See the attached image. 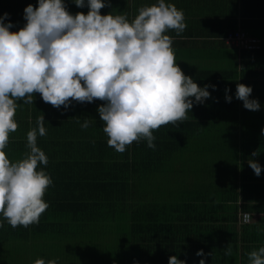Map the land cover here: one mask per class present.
Segmentation results:
<instances>
[{
    "label": "trees",
    "instance_id": "obj_1",
    "mask_svg": "<svg viewBox=\"0 0 264 264\" xmlns=\"http://www.w3.org/2000/svg\"><path fill=\"white\" fill-rule=\"evenodd\" d=\"M185 14L187 28L173 37L176 62L201 88L215 85L203 103L193 100L188 118L153 132L123 153L107 145L97 109L104 101H72L65 109L45 103L20 105L5 150L13 161L29 151L27 133L44 115L47 134L37 146L53 180L44 200L49 208L38 224L12 228L0 216V264H250L248 254L264 247V0H165ZM72 15L87 14L64 0ZM158 0H105L102 15H126ZM38 0H0V17L19 31L25 8ZM242 30L259 40L248 50L227 42ZM237 84L250 86L248 110L236 99ZM226 90H229L226 92ZM226 95L232 97L231 102ZM88 128H82L85 120ZM79 121V122H78ZM257 152L254 157L252 154ZM256 160L260 176L249 166ZM245 217L248 219L246 220ZM230 245L232 254L225 255ZM203 250L204 256L196 253ZM210 254V255H209Z\"/></svg>",
    "mask_w": 264,
    "mask_h": 264
},
{
    "label": "clouds",
    "instance_id": "obj_2",
    "mask_svg": "<svg viewBox=\"0 0 264 264\" xmlns=\"http://www.w3.org/2000/svg\"><path fill=\"white\" fill-rule=\"evenodd\" d=\"M74 2L85 7V0ZM87 6V14L72 15L64 0H38V7L25 8L27 23L19 31H10L14 25L4 23L8 13L0 17V216L12 228L39 223L49 208L44 197L53 184L40 168L48 164V157L37 146V136L47 134L44 115L27 133L29 151L22 159L13 161L5 151L11 133L19 128L17 101L33 104L36 93L57 109H67L72 101H104L97 111L107 145L123 153L141 140L155 149L153 132L186 120L193 108L191 98L203 103L211 96L208 88H216H201L176 62L173 37L166 33H183L187 24L175 4L158 0L143 6L131 22L126 15H102L105 0H87ZM252 92V87L237 84L236 99L246 109L258 111L260 103L250 99ZM226 100L231 102L232 97L226 95ZM81 127L88 128L89 121ZM248 163L260 176L261 165L256 160ZM231 254L228 245L225 255ZM196 255L205 253L200 250ZM248 258L250 264H264V247L250 252ZM34 264L58 261L38 258ZM169 264L186 261L171 256Z\"/></svg>",
    "mask_w": 264,
    "mask_h": 264
},
{
    "label": "built area",
    "instance_id": "obj_3",
    "mask_svg": "<svg viewBox=\"0 0 264 264\" xmlns=\"http://www.w3.org/2000/svg\"><path fill=\"white\" fill-rule=\"evenodd\" d=\"M227 42L238 48H245L248 50L256 49L259 47V40L250 37L242 30H237L235 32L229 33L227 37ZM245 219L247 220L248 218L245 217Z\"/></svg>",
    "mask_w": 264,
    "mask_h": 264
}]
</instances>
